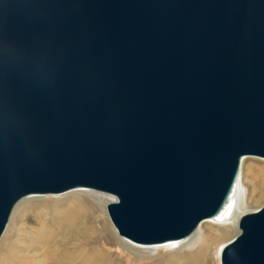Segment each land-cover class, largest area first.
Instances as JSON below:
<instances>
[{"label":"water","instance_id":"1","mask_svg":"<svg viewBox=\"0 0 264 264\" xmlns=\"http://www.w3.org/2000/svg\"><path fill=\"white\" fill-rule=\"evenodd\" d=\"M0 40L46 57L0 74V239L23 198L91 188L121 236L181 240L264 158V0H0ZM221 263L264 264V204Z\"/></svg>","mask_w":264,"mask_h":264},{"label":"bare ground","instance_id":"2","mask_svg":"<svg viewBox=\"0 0 264 264\" xmlns=\"http://www.w3.org/2000/svg\"><path fill=\"white\" fill-rule=\"evenodd\" d=\"M247 158L248 156L243 158L242 164ZM240 178L222 214L204 220L184 239L153 244L162 245L184 240L176 247H170L171 244L156 253L144 251L132 243L140 246L153 245L140 244L120 234L118 236L104 212L101 199L78 191L97 190L76 188L66 191L63 198L74 204H69L64 210L51 212L48 218H43L42 214L37 215L39 222L34 227L29 247H25L27 254L22 258H27V264H214L218 259L215 254L218 257L223 243L222 236L214 234L211 227L238 230L239 218L245 213ZM30 196L34 195L23 198L14 208L16 219L21 217L20 211L28 203L38 201L37 198H29ZM205 224L209 226L204 228ZM71 243L73 246L69 245ZM214 246L217 250L213 255ZM124 247L132 250L127 252ZM213 258L215 262H212ZM17 262L18 259L12 264Z\"/></svg>","mask_w":264,"mask_h":264},{"label":"rangeland","instance_id":"3","mask_svg":"<svg viewBox=\"0 0 264 264\" xmlns=\"http://www.w3.org/2000/svg\"><path fill=\"white\" fill-rule=\"evenodd\" d=\"M242 179V188L241 196L244 199V209L245 212L255 211L259 209L264 204V158L261 157H249L245 159L242 164L241 178ZM92 197L100 198L103 202L104 212L106 213L112 228L116 231V234L119 236V233L116 227L113 225L108 212L107 205L113 201H116V197L113 194L97 192L93 190H78ZM67 193V192H66ZM65 193L60 194H33L29 198H37L38 201L28 203L23 211H20L21 217L15 218L16 214L14 212L11 215L8 226L0 239V264H12L14 260L18 259L17 264H27L25 257L27 250L25 247H29V240L34 235V227L37 226L39 222L38 214H42L43 218H48L50 213L57 210L66 209L69 204H74L68 199H64ZM99 201V200H98ZM239 223V222H238ZM209 225L205 224L204 228H207ZM212 231L216 235L222 236V246L220 252L215 257L218 258L215 262L213 258L212 262L214 264L221 263V250L224 245L234 238L239 232V225L237 229H225L223 227H211ZM182 241L172 242L162 245H153L140 246L139 244L132 243L137 247H140L144 251H152L153 253L158 252L160 249L165 250L168 246L176 247L182 243ZM73 246V243L69 244ZM24 246V247H23ZM125 251H130L128 247H124ZM215 248V249H214ZM212 249L213 255L217 250V247L214 246ZM24 250V251H23ZM23 255V256H22ZM21 260V261H19ZM25 260V261H23ZM15 264V263H14Z\"/></svg>","mask_w":264,"mask_h":264},{"label":"clouds","instance_id":"4","mask_svg":"<svg viewBox=\"0 0 264 264\" xmlns=\"http://www.w3.org/2000/svg\"><path fill=\"white\" fill-rule=\"evenodd\" d=\"M21 5H30L34 0H18ZM25 68L39 77L46 70L43 54L29 53L15 42L0 40V74H17ZM13 120L11 112L0 108V127H8Z\"/></svg>","mask_w":264,"mask_h":264}]
</instances>
